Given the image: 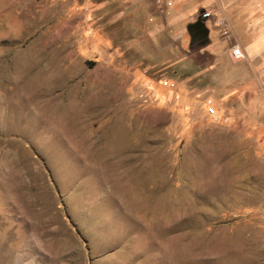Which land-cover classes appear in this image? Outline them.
Wrapping results in <instances>:
<instances>
[{
    "label": "rangeland",
    "instance_id": "rangeland-1",
    "mask_svg": "<svg viewBox=\"0 0 264 264\" xmlns=\"http://www.w3.org/2000/svg\"><path fill=\"white\" fill-rule=\"evenodd\" d=\"M261 30L264 0H0V264H264Z\"/></svg>",
    "mask_w": 264,
    "mask_h": 264
},
{
    "label": "crops",
    "instance_id": "crops-1",
    "mask_svg": "<svg viewBox=\"0 0 264 264\" xmlns=\"http://www.w3.org/2000/svg\"><path fill=\"white\" fill-rule=\"evenodd\" d=\"M264 47V30L258 32L251 44L247 47L250 56L259 55Z\"/></svg>",
    "mask_w": 264,
    "mask_h": 264
},
{
    "label": "built area",
    "instance_id": "built-area-1",
    "mask_svg": "<svg viewBox=\"0 0 264 264\" xmlns=\"http://www.w3.org/2000/svg\"><path fill=\"white\" fill-rule=\"evenodd\" d=\"M210 14L208 13V12H205L204 13V16L205 17H207V16H209ZM231 55H232V57L235 59V60H242V59H244V57H245V54H244V51H243V49L240 47V46H235L234 48H233V50H232V53H231ZM208 114L209 115H215L216 114V110L213 108V107H211V108H209V110H208Z\"/></svg>",
    "mask_w": 264,
    "mask_h": 264
}]
</instances>
